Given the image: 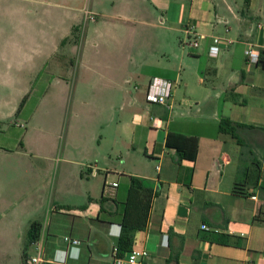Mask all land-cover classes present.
I'll return each instance as SVG.
<instances>
[{
	"label": "crops",
	"instance_id": "0c3cea01",
	"mask_svg": "<svg viewBox=\"0 0 264 264\" xmlns=\"http://www.w3.org/2000/svg\"><path fill=\"white\" fill-rule=\"evenodd\" d=\"M187 27L206 36L197 49ZM213 36L232 40L217 56ZM37 74L39 106L57 127L69 108L65 140L88 159L54 167L51 182L52 139L34 148L24 130L2 136L0 114V264H28L35 221L45 264H111L133 176L152 189L133 231L145 264H264L253 219L264 204V0H0V90L18 79L23 92ZM154 77L178 83L165 105L146 99ZM223 118L242 124L243 144L221 132ZM169 134L196 138V158ZM217 234L229 242L207 238Z\"/></svg>",
	"mask_w": 264,
	"mask_h": 264
},
{
	"label": "rangeland",
	"instance_id": "374dc122",
	"mask_svg": "<svg viewBox=\"0 0 264 264\" xmlns=\"http://www.w3.org/2000/svg\"><path fill=\"white\" fill-rule=\"evenodd\" d=\"M85 29L86 28L83 24L79 31L80 38L83 36ZM37 78L38 74L35 76L28 75L27 79L29 80V86L23 92H18V87L20 86V81L18 79L13 81L14 87L10 86L8 91L0 90V114L6 113V115H8L6 124L2 126L4 129L8 128V130L3 133L2 136H6L7 134L16 132L17 130H24L27 132V135L24 139L23 137L21 138L23 139V143L26 142L29 146L34 148H37L38 143L43 140H46L49 143L52 139L53 145L50 146L49 150L53 158L47 160L49 165L47 168V177L52 182L54 167L67 165L69 160L86 161L88 156H86V152L81 149L82 147H80V145L76 148L70 146V144H73L70 140H65L66 126L68 124L70 111L69 108L67 110V114L63 116L60 125L57 127L53 125L54 120H52V118L54 117V114L46 116L45 106H39L38 96L34 97V89L36 87ZM92 117L95 116L90 115V113H88L87 116L84 114L82 117L81 123L87 131L92 123ZM43 127L46 128V132ZM51 135L53 138H51ZM63 148H65V151ZM64 158L66 159L65 161ZM49 167H51L50 170ZM15 176L16 175L14 174H9L6 177V180L9 183L8 189L10 190H12L11 184L16 182L13 181ZM47 199L52 201V196L50 195ZM50 204L52 203L49 202V205ZM29 252V256L36 254V246L33 245L29 248Z\"/></svg>",
	"mask_w": 264,
	"mask_h": 264
},
{
	"label": "trees",
	"instance_id": "16d2710c",
	"mask_svg": "<svg viewBox=\"0 0 264 264\" xmlns=\"http://www.w3.org/2000/svg\"><path fill=\"white\" fill-rule=\"evenodd\" d=\"M242 124L231 120L230 118H223L220 123V130L223 133L230 134L232 137L237 138L238 142L243 144L240 135L238 133V128ZM173 138V143H172ZM178 140L182 143L177 144ZM169 145H174L177 147L179 152L183 157L196 158L198 152V140L196 138H189L184 136H175L174 134H169L168 139ZM187 146V147H186ZM188 148H191V152H188ZM240 182L235 183V192L246 194L241 188ZM152 196V189L149 187L146 180L132 177L129 199L126 206L125 217L122 224V232L117 243V253L119 256H124L127 252L132 249L133 245V231L143 228L146 225L148 211L150 208ZM254 221L264 225V204L261 206L259 212L254 216ZM42 225L40 222L35 221L31 224L29 230V242L27 246L31 243L37 241L41 234ZM211 241H218L221 243H228L227 234H217L214 237L212 235L207 236ZM26 257V253L24 254Z\"/></svg>",
	"mask_w": 264,
	"mask_h": 264
},
{
	"label": "built area",
	"instance_id": "2783aa9c",
	"mask_svg": "<svg viewBox=\"0 0 264 264\" xmlns=\"http://www.w3.org/2000/svg\"><path fill=\"white\" fill-rule=\"evenodd\" d=\"M87 19L94 20L95 16L87 11ZM187 32L192 34L193 39L190 41L189 46L193 49H197L201 40L206 38L204 34H197L192 27H187ZM232 43V40L223 38L221 36H213L212 44L210 46V53L212 56H217L222 51V46ZM246 59L249 63L258 64L260 61V53L254 47H248L246 50ZM178 83L165 78L154 77L148 84L146 91V99L150 103L165 105L173 97L174 91L177 88ZM159 168V166H158ZM118 183L114 182L113 186H117ZM253 199H257V196H253ZM65 241L68 245H79L81 240L73 238L71 236H66ZM36 246V254L29 256L27 259L28 264H45V259L43 258V246L42 243L37 240L34 242ZM149 255V252L145 248L132 247V249L127 252L124 256H119L117 253V248H114V258L111 264H145L144 260ZM64 262V261H61Z\"/></svg>",
	"mask_w": 264,
	"mask_h": 264
}]
</instances>
